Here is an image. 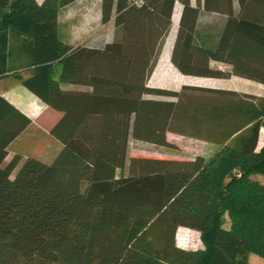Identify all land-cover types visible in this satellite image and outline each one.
I'll list each match as a JSON object with an SVG mask.
<instances>
[{
	"label": "trees",
	"instance_id": "1",
	"mask_svg": "<svg viewBox=\"0 0 264 264\" xmlns=\"http://www.w3.org/2000/svg\"><path fill=\"white\" fill-rule=\"evenodd\" d=\"M71 1L0 0V78L33 68L22 85L60 113L49 133L61 144L50 163L19 164L17 153L6 161L31 120L0 95V264H256L248 255L264 258V185L252 178L264 175V97L146 84L175 0H99L100 23L120 35L97 46L59 38L58 12ZM177 1L170 60L181 74L264 83V0H236V13L234 0ZM169 133L220 147L208 159L128 153L131 140L174 147ZM181 226L203 247L178 246Z\"/></svg>",
	"mask_w": 264,
	"mask_h": 264
},
{
	"label": "crops",
	"instance_id": "2",
	"mask_svg": "<svg viewBox=\"0 0 264 264\" xmlns=\"http://www.w3.org/2000/svg\"><path fill=\"white\" fill-rule=\"evenodd\" d=\"M43 0H36L37 3H41ZM177 3V4H176ZM175 3V10L179 12L182 8V5L179 1ZM191 4H194V0H191ZM234 4V11L237 12V2L236 0L233 1ZM214 15L208 14L207 18L211 19ZM172 16V25L175 21L176 27H173L174 34H176L177 23L179 16H175V20H173ZM89 24H99L101 27L109 31V38L105 39V41H110L112 38V33L114 32L113 22L109 21L106 24L100 23V10H99V0H73L70 3L60 7L58 12V35L59 38L69 45H85L87 43H83L86 37V31ZM77 27V29H75ZM172 27V26H171ZM74 28V30H72ZM76 30V32H74ZM111 35V38H110ZM166 42L169 43L167 49H164L162 56L159 55L157 63L153 69V74L159 80H162L166 76L169 75H182L175 66L171 63L170 60V52L168 51L173 44V37H168ZM102 42L93 44V45H100ZM91 44V43H90ZM14 53L20 54V49L16 50ZM16 54V55H17ZM18 54V55H19ZM21 59L24 58L20 56ZM220 65H226L228 69L230 66L228 64L217 62V61H210V66L215 68H221ZM226 68V69H227ZM33 72V68L31 67H21L14 71H11L0 78V95L4 97L9 103L15 106L21 113L27 116L31 122L30 124L9 144L8 146V155L6 156V161L12 157V155L18 153L16 149H12V145L27 131L31 130L33 127L37 129L40 128V125L46 124V129L50 130L51 125L58 119L60 113H56L57 111L49 108L46 106L35 94L29 91L24 85H22V80L30 75ZM238 79L236 81L235 88L225 89L220 87H208V88H217V89H225V90H232L240 93L251 94L257 97H264V83H259L257 81L247 79L240 76L232 75L229 79ZM160 83H162L160 81ZM165 87L166 84L162 83ZM65 89H73V88H82L80 85H73V84H63L61 85ZM169 86V85H167ZM206 87V86H200ZM176 90V89H175ZM38 120L41 122L38 123ZM209 142V141H207ZM212 145H217L215 143L209 142ZM264 145V126H261L259 129V135L257 140V150ZM218 148L214 151V153L219 149ZM213 153V155H214ZM212 155V156H213ZM210 158V157H209ZM255 176V175H254ZM259 177V176H257ZM190 230L186 227H178ZM178 230V229H177ZM193 231V230H190ZM177 233V231H176ZM185 237H189L190 233L185 232ZM176 239V235H175ZM176 244L182 248H186L185 245L179 244L176 240ZM191 250V249H189ZM195 250V249H194Z\"/></svg>",
	"mask_w": 264,
	"mask_h": 264
},
{
	"label": "rangeland",
	"instance_id": "3",
	"mask_svg": "<svg viewBox=\"0 0 264 264\" xmlns=\"http://www.w3.org/2000/svg\"><path fill=\"white\" fill-rule=\"evenodd\" d=\"M176 1L177 0H175V3ZM178 14L179 12L175 10V4H174L173 14H172L174 18L173 20H175L176 15L178 18L179 16ZM174 23L172 25V18H171L172 27L166 39L172 36L174 40L175 34L173 27H176ZM77 27L78 26H76L75 29H77ZM72 30H74V28ZM113 31L114 32L112 33L113 35L112 38L110 35L111 40L114 39L115 37L118 38V36L120 35L119 31L115 32V29ZM74 32H76V30ZM85 34L86 37L83 43H87V44L90 43L96 44L99 42L103 43L105 39L109 38V31L101 27L99 24H89ZM166 39L162 51L160 53L161 56L164 49H167L169 45V43L166 42ZM168 51L170 52L171 48H169ZM220 66L221 69L227 68L226 65H220ZM158 79L159 78H156L152 72L150 76L147 78L146 84L150 87H159V88L176 89V90L180 89L182 85L220 87L225 89H231L236 87L235 86L237 84L236 81L238 80L236 77L235 79H229V78L192 76L185 74L169 75L159 81ZM160 81L162 83H165L166 86L163 87L164 85L160 83ZM145 96L150 98L171 99L166 96H159L154 94H147ZM56 113L58 114L59 112ZM39 122H41V120H38V123ZM44 126L46 127V124L40 125L39 129L33 127L31 130L24 133V135H22L12 145L11 148L16 149L18 152L17 154L21 155L22 160L19 162V164L22 163V161H24L27 157H34L44 163H50L52 162V160L60 150L61 148L60 142L57 139H55L49 133V130H47ZM167 136L169 142L173 144L174 147H167V146L156 145L144 141L131 140L128 148V153L135 154L138 156L167 157V158H181V159H191L197 155H200L208 159L213 155L214 151L218 148V145H212L205 140L197 139L180 133H169ZM252 178H254L255 180L259 181V183L264 185V175H255ZM223 218H224V226L229 227L230 221L227 213L224 214ZM190 230L184 228H178L176 233L177 242L179 244L185 245L186 248L191 250L203 247L199 232L196 230L193 231ZM185 232H189L190 236L185 237L184 235ZM248 260L256 264H264V258L258 256L255 253H250L248 255Z\"/></svg>",
	"mask_w": 264,
	"mask_h": 264
},
{
	"label": "built area",
	"instance_id": "4",
	"mask_svg": "<svg viewBox=\"0 0 264 264\" xmlns=\"http://www.w3.org/2000/svg\"><path fill=\"white\" fill-rule=\"evenodd\" d=\"M129 4L136 6V7H140L143 5L144 0H127Z\"/></svg>",
	"mask_w": 264,
	"mask_h": 264
}]
</instances>
